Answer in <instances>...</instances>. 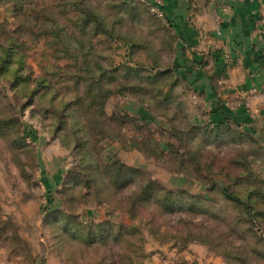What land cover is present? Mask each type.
I'll list each match as a JSON object with an SVG mask.
<instances>
[{
    "label": "rangeland",
    "instance_id": "rangeland-1",
    "mask_svg": "<svg viewBox=\"0 0 264 264\" xmlns=\"http://www.w3.org/2000/svg\"><path fill=\"white\" fill-rule=\"evenodd\" d=\"M179 52L148 0H0V264H264V139Z\"/></svg>",
    "mask_w": 264,
    "mask_h": 264
},
{
    "label": "crops",
    "instance_id": "crops-1",
    "mask_svg": "<svg viewBox=\"0 0 264 264\" xmlns=\"http://www.w3.org/2000/svg\"><path fill=\"white\" fill-rule=\"evenodd\" d=\"M162 2L180 35L176 62L209 121L230 116L264 139V0Z\"/></svg>",
    "mask_w": 264,
    "mask_h": 264
},
{
    "label": "trees",
    "instance_id": "trees-1",
    "mask_svg": "<svg viewBox=\"0 0 264 264\" xmlns=\"http://www.w3.org/2000/svg\"><path fill=\"white\" fill-rule=\"evenodd\" d=\"M168 20V19H167ZM169 21V20H168ZM200 63V62H199ZM228 123H234L238 128H241L243 129L244 131H247L248 133L249 130L245 129L242 125H240L235 119H233L232 117L230 116H226L223 120H220V121H216V120H212L210 121V124L211 125H216V126H219V125H225V124H228ZM110 223V221H109ZM122 224V223H121ZM122 226V225H121ZM125 227V225L123 226Z\"/></svg>",
    "mask_w": 264,
    "mask_h": 264
},
{
    "label": "built area",
    "instance_id": "built-area-1",
    "mask_svg": "<svg viewBox=\"0 0 264 264\" xmlns=\"http://www.w3.org/2000/svg\"><path fill=\"white\" fill-rule=\"evenodd\" d=\"M151 5H152V7H153V9L155 8V10H156V12L160 15V16H163L164 17V15H165V11H164V9H163V2L161 1V0H153L152 2H151ZM165 18H166V16H165ZM205 36H206V34H205Z\"/></svg>",
    "mask_w": 264,
    "mask_h": 264
}]
</instances>
